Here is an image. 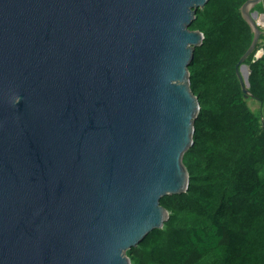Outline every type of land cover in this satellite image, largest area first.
<instances>
[{"label":"water","instance_id":"water-1","mask_svg":"<svg viewBox=\"0 0 264 264\" xmlns=\"http://www.w3.org/2000/svg\"><path fill=\"white\" fill-rule=\"evenodd\" d=\"M209 0H0V264H131L185 193ZM235 66L244 99V61Z\"/></svg>","mask_w":264,"mask_h":264},{"label":"trees","instance_id":"trees-1","mask_svg":"<svg viewBox=\"0 0 264 264\" xmlns=\"http://www.w3.org/2000/svg\"><path fill=\"white\" fill-rule=\"evenodd\" d=\"M246 1L209 0L190 25L204 39L188 69L199 103L193 145L182 158L189 185L161 198L168 219L126 252L131 264H264V116L248 108L235 73L253 39L240 13ZM251 11L264 14V2ZM260 30L244 65L248 98L264 107Z\"/></svg>","mask_w":264,"mask_h":264},{"label":"rangeland","instance_id":"rangeland-1","mask_svg":"<svg viewBox=\"0 0 264 264\" xmlns=\"http://www.w3.org/2000/svg\"><path fill=\"white\" fill-rule=\"evenodd\" d=\"M262 1L264 2V0H261L260 2ZM257 22L260 25L261 29H264V14H259ZM246 104L253 113L258 115L261 114L262 116H264V107H261L257 101L252 98H247Z\"/></svg>","mask_w":264,"mask_h":264},{"label":"built area","instance_id":"built-area-1","mask_svg":"<svg viewBox=\"0 0 264 264\" xmlns=\"http://www.w3.org/2000/svg\"><path fill=\"white\" fill-rule=\"evenodd\" d=\"M259 27H260V25H259ZM260 28H261V27H260ZM262 54H263V49L260 47V48L256 51V53H255V55H254V58H255V59H258L259 57H261ZM261 122H262V124H264V117L261 118Z\"/></svg>","mask_w":264,"mask_h":264}]
</instances>
